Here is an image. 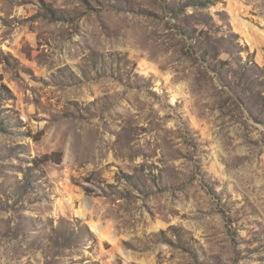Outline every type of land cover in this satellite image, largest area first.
<instances>
[{
  "label": "rangeland",
  "instance_id": "rangeland-1",
  "mask_svg": "<svg viewBox=\"0 0 264 264\" xmlns=\"http://www.w3.org/2000/svg\"><path fill=\"white\" fill-rule=\"evenodd\" d=\"M0 264H264V0H0Z\"/></svg>",
  "mask_w": 264,
  "mask_h": 264
}]
</instances>
